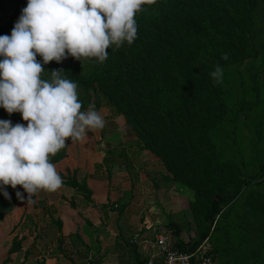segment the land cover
I'll use <instances>...</instances> for the list:
<instances>
[{
    "label": "rangeland",
    "instance_id": "1",
    "mask_svg": "<svg viewBox=\"0 0 264 264\" xmlns=\"http://www.w3.org/2000/svg\"><path fill=\"white\" fill-rule=\"evenodd\" d=\"M0 1L10 8L0 15V34L10 35L26 5ZM254 1L247 36L253 49L202 47L184 33L177 50L161 49L162 66L154 69L138 57L148 84L141 77L110 79L99 90L94 58L45 65V71L63 69L75 82L94 83L96 90L76 82L78 99L82 111L94 106L105 126L80 142L67 140L49 157L62 180L55 192L38 191L30 204L16 198L19 186L7 188L10 199L0 192V241L15 249L28 234L47 231L45 209L112 210L119 233L116 215L129 209L126 218L138 229L135 244L143 257L162 236L191 254L193 264H264V0ZM156 18L153 0L135 15L136 25ZM120 48L108 50L120 55ZM217 65L224 70L218 84L209 75ZM0 120L26 124L2 108ZM25 217L27 225L16 235Z\"/></svg>",
    "mask_w": 264,
    "mask_h": 264
},
{
    "label": "clouds",
    "instance_id": "2",
    "mask_svg": "<svg viewBox=\"0 0 264 264\" xmlns=\"http://www.w3.org/2000/svg\"><path fill=\"white\" fill-rule=\"evenodd\" d=\"M147 2L152 0H27L10 35H0V108L26 122L0 120L5 199L11 198L9 186L23 189L16 198L29 204L38 191L55 192L62 180L49 157L67 140L80 142L105 126L94 106L81 110L77 83L69 74L44 66L69 57L81 65L93 58L102 63L110 47L131 45L137 38L135 15ZM223 72L217 65L209 75L218 84Z\"/></svg>",
    "mask_w": 264,
    "mask_h": 264
},
{
    "label": "trees",
    "instance_id": "3",
    "mask_svg": "<svg viewBox=\"0 0 264 264\" xmlns=\"http://www.w3.org/2000/svg\"><path fill=\"white\" fill-rule=\"evenodd\" d=\"M14 1L27 4V0ZM153 3L157 18L148 24L137 25V38L131 45L123 44V48L117 52L120 55L108 50L107 59L102 63L93 59L94 79L99 90L110 79L125 82L141 77L143 83L148 84L151 80L146 71H142L143 66L137 65L138 57L147 59L145 61H148V66L154 69L162 66L161 60L164 56L160 55L161 49L177 50L175 46L181 43L179 40H183L184 33L190 35V41H202L199 43L202 47H221V50L226 51L234 47V50L240 48L241 51H249L255 46L252 38H247L253 29L251 11L254 0H214L205 3L196 0H153ZM9 10L0 1V15H5ZM218 34L221 41L217 43L215 36ZM182 47L187 48L190 45L183 43ZM153 51L155 53L152 55ZM123 54L126 55L120 57ZM76 82L85 88L91 86L96 90L94 83L91 85L83 81ZM140 264H144L143 258Z\"/></svg>",
    "mask_w": 264,
    "mask_h": 264
},
{
    "label": "crops",
    "instance_id": "4",
    "mask_svg": "<svg viewBox=\"0 0 264 264\" xmlns=\"http://www.w3.org/2000/svg\"><path fill=\"white\" fill-rule=\"evenodd\" d=\"M45 210L50 216V228L46 232L42 230L44 235L40 230L37 234H28L15 249L9 248L10 241H0V264H140L143 255L135 244L138 229L127 221L129 209H123L121 216L116 215L119 233L113 222L117 212L112 210ZM38 211L34 209L32 212ZM26 218L15 229L16 235L27 225ZM34 224L39 225L38 222ZM55 225L56 229L51 228ZM47 233L53 236L49 237Z\"/></svg>",
    "mask_w": 264,
    "mask_h": 264
},
{
    "label": "built area",
    "instance_id": "5",
    "mask_svg": "<svg viewBox=\"0 0 264 264\" xmlns=\"http://www.w3.org/2000/svg\"><path fill=\"white\" fill-rule=\"evenodd\" d=\"M148 244V242H145ZM143 257L144 264H193L191 254L180 251L171 246L168 239L159 236L155 237L154 242L149 244ZM204 264V263H203Z\"/></svg>",
    "mask_w": 264,
    "mask_h": 264
}]
</instances>
